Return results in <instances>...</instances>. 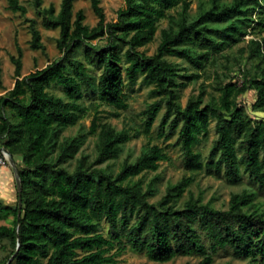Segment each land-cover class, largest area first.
Here are the masks:
<instances>
[{"label":"trees","instance_id":"trees-1","mask_svg":"<svg viewBox=\"0 0 264 264\" xmlns=\"http://www.w3.org/2000/svg\"><path fill=\"white\" fill-rule=\"evenodd\" d=\"M125 1L116 21L105 22L100 0H90L98 20L89 27L81 10L72 20L74 0H62L56 13L52 4L43 8L42 0H31L43 15L44 26L59 29L57 47L62 56L21 76L18 49V57L11 58L14 85L0 94V148L19 160L22 188L19 223L18 203L5 204L0 198V218L13 215L10 225L0 224V247L5 240L11 247L0 264H7L13 255L9 264H116L126 249L157 264L177 256L199 257L184 264H212L220 249L264 264V208L253 203L252 192L231 194L227 208L202 202L191 192L181 200L194 180L185 176L168 185L160 199L150 201L155 192L152 184L134 177L157 170L167 159L156 144L143 145L139 155L123 161L117 172L98 166L118 159L131 138L149 135L165 108L158 136L177 135L187 168L223 169L230 183H236L243 172L264 190V117H251L238 101L253 89L252 109L264 112V39H249L247 56L256 64L242 73L240 83L219 82L218 94L206 102L203 90L185 105L179 95V88L198 80L217 54L264 29V0H208L195 16L188 13L191 0ZM7 3L12 12L25 15L27 9L19 0ZM177 6L181 9L176 14L169 12ZM160 19H167V25L160 29L156 51L147 55L139 48L152 41ZM29 26L30 48L43 49L31 19ZM100 37H105V46L91 43ZM77 49L82 50L83 60L72 56ZM167 56L185 60L196 71L181 73ZM90 68L99 70V75ZM139 77L152 86L155 98L142 111L140 128L116 129L95 114L86 133L63 134L86 114L81 102L85 98L126 109L124 86ZM55 86L63 96L50 91ZM211 122L216 136L204 162L194 147L208 134ZM86 134L95 136L92 161L88 155L77 156ZM102 221L105 233L100 229Z\"/></svg>","mask_w":264,"mask_h":264},{"label":"rangeland","instance_id":"rangeland-1","mask_svg":"<svg viewBox=\"0 0 264 264\" xmlns=\"http://www.w3.org/2000/svg\"><path fill=\"white\" fill-rule=\"evenodd\" d=\"M62 0H42L41 7L45 8L49 5L54 6L55 13L59 11ZM230 1V0H223ZM25 5L27 11L25 15L18 12H12L8 8L7 0H0V94L5 93L14 85L15 64L11 58L18 57V49L21 50L19 57L21 63L20 73L24 76L36 69H41L53 60L59 59L62 53L57 47V39L59 37L58 28H48L43 24V15L32 5L31 0H19ZM208 5V0H191L188 13L190 16H195L199 5ZM125 0H100V6L105 15V22H114L117 19L118 10L124 8ZM177 6L171 10L170 13L176 14L180 10ZM81 10L84 14L83 23L92 27L96 24L98 18L94 14L90 0H74L73 2V17L75 13ZM30 19L34 21L35 27L39 30L40 41L43 44V49H32L29 46L31 39L30 33ZM167 25V19H160L157 23V30L152 41L140 47L139 50L144 51L147 55H151L156 51L160 42V29ZM249 39H264V29L256 30L254 33H249L245 37L227 47L222 53L215 56L216 60L211 61L205 65L204 70L201 71V77L198 80L187 81L184 87L179 88L180 102L185 105L190 96H196L200 91H204L203 99L206 102L211 95H217L216 86L219 82L228 81H242V73L247 69H252L256 61L248 58V41ZM91 43L103 47L107 41L105 37H100L91 41ZM264 53V42L261 47ZM73 57L83 60L82 50L77 49ZM169 61L176 63L181 70V73H191L196 70L189 65L185 60L167 56ZM90 72L98 76L100 71L90 68ZM180 81H185L180 78ZM151 85L146 84L142 77L130 85L128 83L124 86L125 101L127 103L126 109H118L106 103L99 102L96 97L85 98L81 102L86 107V114L72 127H68L63 132L64 135L76 136L86 133L92 116L98 114L103 121H108L116 127L132 128L134 132L140 128L142 121V111L155 98L151 94ZM50 91L63 96L60 88L52 87ZM256 100V91L250 89L238 98L242 103L247 113L253 118L264 117V112L255 111L252 109V104ZM98 104V105H97ZM97 105V108H95ZM97 109V110H96ZM165 108L159 112L149 135L140 134L139 136L131 138L124 146L122 153L116 160L106 161L98 166H109L114 172H117L123 161H133L140 153L141 148L145 144H156L162 147L167 155V159L160 161L159 167L155 171H144L134 179H142L144 185L152 184L155 192L150 198V201H157L166 191L170 184H174L185 176H193L194 180L185 190L181 200L188 197L191 192L195 197H198L202 202H210L216 208H227L228 201L233 193L241 191H249L254 194L253 203L259 207L264 208V190H260L254 182L250 180L247 174L241 173L240 179L236 183L228 182L223 175V169L216 172L214 170L206 171L204 168L197 171H192L185 165L182 152L179 145L176 144V134L169 138L158 136V126ZM117 113V115H115ZM216 134L214 131V122L209 125L208 134L201 137L200 142L194 147L195 151L200 152L202 161L208 159L209 151ZM88 155L89 160L92 161L96 157L95 151V136H85L84 142L80 146L77 156ZM15 159V158H14ZM17 163L19 160L15 159ZM0 195L5 204H9L12 199L13 206L17 203V192L14 180L13 171L9 164L0 165ZM3 195V196H2ZM9 199V200H8ZM13 215L9 214L0 218V224L10 225L12 223ZM101 231L106 232V223L101 222ZM10 245L5 240L0 247V261L4 260L10 252ZM199 260L198 256H177L168 262L161 264H184L185 262L195 263ZM116 264H157L146 258L145 255L126 249L119 257ZM212 264H256L249 259H241L235 257L231 250L220 249L214 254Z\"/></svg>","mask_w":264,"mask_h":264},{"label":"water","instance_id":"water-1","mask_svg":"<svg viewBox=\"0 0 264 264\" xmlns=\"http://www.w3.org/2000/svg\"><path fill=\"white\" fill-rule=\"evenodd\" d=\"M0 151H4L8 155V162H9V165H10L12 171H13L15 185H16V192H17V203H18L17 223H19V220L21 217V208H22V197H21L22 188H21V181H20L18 166H17V163L15 162V159L11 156L10 152L6 148L1 147ZM18 246H19V243H18ZM18 246H17V248H18ZM13 256L9 259L7 264H9V262L13 258Z\"/></svg>","mask_w":264,"mask_h":264},{"label":"built area","instance_id":"built-area-1","mask_svg":"<svg viewBox=\"0 0 264 264\" xmlns=\"http://www.w3.org/2000/svg\"><path fill=\"white\" fill-rule=\"evenodd\" d=\"M8 162V155L4 151H0V165H7Z\"/></svg>","mask_w":264,"mask_h":264},{"label":"crops","instance_id":"crops-1","mask_svg":"<svg viewBox=\"0 0 264 264\" xmlns=\"http://www.w3.org/2000/svg\"><path fill=\"white\" fill-rule=\"evenodd\" d=\"M3 196V195H2ZM0 198H1V195H0ZM2 199V198H1ZM9 200V199H8ZM3 201V200H2ZM8 204V203H7ZM9 205H13V202H12V199L9 200Z\"/></svg>","mask_w":264,"mask_h":264}]
</instances>
